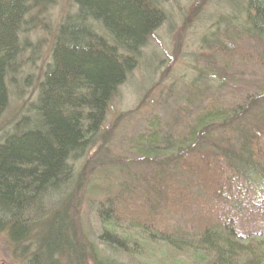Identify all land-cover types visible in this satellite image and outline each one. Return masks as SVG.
<instances>
[{"label": "trees", "instance_id": "obj_1", "mask_svg": "<svg viewBox=\"0 0 264 264\" xmlns=\"http://www.w3.org/2000/svg\"><path fill=\"white\" fill-rule=\"evenodd\" d=\"M40 1L48 0H0V121L11 88L22 97L29 85L16 76L36 58L24 35ZM167 1L73 0L25 110L0 127V237L13 264H165L164 252L144 256L152 244L188 253L187 264H264V0H226L233 36L199 52L205 66L190 98L172 101L173 126L167 109L147 118L130 159L96 146L118 87L166 22ZM253 64L255 92L226 102L222 85ZM84 159L87 172L76 174ZM138 164L147 171L135 172ZM109 170L114 185L88 194L86 173L108 184ZM85 195L96 243L82 235Z\"/></svg>", "mask_w": 264, "mask_h": 264}, {"label": "rangeland", "instance_id": "obj_2", "mask_svg": "<svg viewBox=\"0 0 264 264\" xmlns=\"http://www.w3.org/2000/svg\"><path fill=\"white\" fill-rule=\"evenodd\" d=\"M226 6V0H169L163 4L162 10L166 14V22L149 38L146 47L142 50L137 68L126 76L124 83L118 87L116 95L108 106L106 118L96 143V146L103 143L101 146L105 154H112L114 158L124 156L130 159L133 156L129 154L134 153L131 149L129 152L127 150L132 139L134 140L144 128L147 118L157 113L162 118L167 111L169 124L172 125L171 122L178 119V110L172 101L179 99L183 91L187 92L188 85H194L195 79L198 77L197 70L201 69L200 66H205L203 59L199 60L201 63L198 61L199 65L195 61L199 57V52L201 50L205 52L204 48L214 40H217L219 44H226V41L233 36V28L226 26L225 22L234 18V13L228 11ZM75 12L73 0H48L40 1L38 4V8L32 14V28L26 36L24 35L29 47H33L35 50L36 58L33 63L29 62L30 64L25 66L21 75L16 76L19 86L23 81H28L29 85L27 84L26 88V83L24 87L20 86L24 91L22 97H17V89L11 88L12 98H10L7 111L1 117L0 127L6 126L12 115L16 116L17 113L25 110L26 107L23 104L29 99L37 79L50 61L54 35L58 26L68 15H73ZM243 26L245 28L246 25ZM223 31L230 32L225 39ZM241 42L246 47L253 46V43L256 44L248 37H244ZM32 55L31 51L26 50L24 58L29 60ZM246 66V69L242 65L238 66L237 73L231 77L234 78L232 82L226 81L222 85L221 95L226 102H233L243 97L244 94L251 95L255 92L254 88L258 86L260 79L248 72L257 70L258 66L254 64ZM205 74L204 77L209 79L211 73L206 70ZM215 85L218 86L217 82ZM193 90L194 88L192 92ZM192 92H187L185 96L190 98ZM183 106L184 103L180 108ZM260 143L264 146L263 141ZM90 160L92 158L87 161ZM87 161L84 159L73 164L76 174L78 171L87 172L85 169ZM142 166L138 164L136 167H131L137 173H144L147 170ZM113 175L110 170L106 171V181L109 180L110 183L101 184L102 176H98L96 173H86V185H89L88 194L93 189L107 190L111 183L114 185V178L117 176ZM110 176L112 177L110 178ZM94 185L95 187L91 188ZM136 185H133L135 189L138 188ZM126 188L131 189L130 186ZM111 191L110 196L113 197L115 190L111 189ZM92 198L85 195L79 217H82L84 225L82 235H89V240L96 243L94 228L97 223L94 222L88 206V202ZM134 201L141 202L138 199ZM1 240L0 237V264H13L12 260L7 258ZM158 247V244L148 246L144 256L147 257L154 253L155 258L158 259V252H164L165 255H162L161 260L165 264L174 262L187 264L186 260L190 261L188 253H172L164 250L161 246V248ZM156 248L158 249L153 252ZM135 262L136 264L143 263L139 259Z\"/></svg>", "mask_w": 264, "mask_h": 264}]
</instances>
